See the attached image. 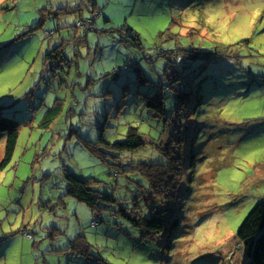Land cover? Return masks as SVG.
<instances>
[{"label":"rangeland","instance_id":"obj_1","mask_svg":"<svg viewBox=\"0 0 264 264\" xmlns=\"http://www.w3.org/2000/svg\"><path fill=\"white\" fill-rule=\"evenodd\" d=\"M187 46L209 59L185 61L186 112L165 123L140 94L179 66L147 64L138 47L156 58ZM56 47L61 60L48 61ZM0 115L19 124L0 168V264H248L236 234L264 200V0H0ZM129 125L151 142L110 155L100 136L123 141ZM170 139H181L177 186L157 199L140 164L170 167ZM67 174L113 202L94 213L66 196ZM121 209L160 213L165 228Z\"/></svg>","mask_w":264,"mask_h":264},{"label":"trees","instance_id":"obj_2","mask_svg":"<svg viewBox=\"0 0 264 264\" xmlns=\"http://www.w3.org/2000/svg\"><path fill=\"white\" fill-rule=\"evenodd\" d=\"M78 9L79 7L77 6L75 13H79ZM76 24H78V22ZM128 38L133 43L138 42V39L134 33ZM138 48L142 54L143 60H145L147 64L153 63L155 59L164 58L170 63L169 65L172 64L179 66V70H176L170 66L166 67L163 75L164 82L161 85L156 86L150 95L140 94L143 95L141 96V105L146 110H148L154 118L162 119L166 123L167 121L172 120L176 114L177 116L175 120H177L180 112H186V104L188 100L185 82V70L188 68V66L185 64V61H191L199 58L209 59V56H206L207 52L202 49H195L191 48V46H187V48L180 47L166 53L158 52V54H156V58H154L153 56L142 52L140 47ZM60 56L61 51L58 47H56L46 55V58L48 61L54 62L60 61L62 58ZM128 66L135 67L136 65L133 63V61H129L126 62L121 69H117V71L119 72L126 70ZM198 67L201 68L202 64H198ZM169 96L174 101V111L172 112V117H170L171 113L168 112L165 103V100ZM60 111V101H56L54 106L45 114L44 120L40 123V126L45 129L48 128L53 120L59 115ZM18 129L19 124L17 121L0 115V135L6 134L5 149L0 168L8 165L13 157L18 140ZM180 141L181 139H170L168 144L169 150L164 156L167 157L168 161L170 162V164H168L170 167H167V165L161 166V172H159L156 165L147 166L140 164L143 166L141 169L142 175L147 179L149 187L154 192L157 199L162 197L165 192L169 190L173 191V189H175L177 186V162L179 161V158H173L172 148L174 145H178ZM99 142L101 145H105L110 150H113L114 153L112 154L110 152V155L115 156L116 154L123 152L133 153L143 149L151 142V138L146 135V133H142L138 127L129 125L124 134L123 141L108 143L101 135ZM112 158L115 159L114 162L117 163L119 167H122L121 169L116 170L115 173L118 174L119 172H125L126 169L122 164H120L121 160L117 159L116 157ZM152 171L154 173H152ZM65 177L67 180L66 196L72 197L79 202L86 204L94 213H96L99 209L100 203L110 204L113 202V198L111 196L104 195L93 189L89 184V180H79L72 174H67ZM166 212H168V210H164L163 213ZM120 215L134 223L136 226L144 228L148 232H152L156 235H159L165 228V224L159 219L160 213H155L151 217L142 218L139 220L131 217L130 214H126L122 209L120 210ZM99 222L100 221L98 220V223ZM236 238L238 245L240 244V246L243 248L245 256L248 260V264H264V200L257 203L250 210L240 225L236 234Z\"/></svg>","mask_w":264,"mask_h":264},{"label":"built area","instance_id":"obj_3","mask_svg":"<svg viewBox=\"0 0 264 264\" xmlns=\"http://www.w3.org/2000/svg\"><path fill=\"white\" fill-rule=\"evenodd\" d=\"M77 26H79V23L77 24Z\"/></svg>","mask_w":264,"mask_h":264}]
</instances>
